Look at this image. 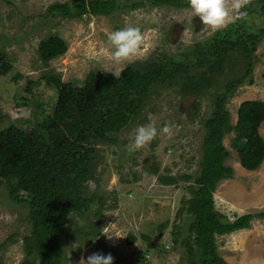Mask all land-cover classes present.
I'll list each match as a JSON object with an SVG mask.
<instances>
[{
  "label": "rangeland",
  "instance_id": "rangeland-1",
  "mask_svg": "<svg viewBox=\"0 0 264 264\" xmlns=\"http://www.w3.org/2000/svg\"><path fill=\"white\" fill-rule=\"evenodd\" d=\"M80 1L86 4L91 0ZM103 1L114 6L108 16L65 18L50 15L47 10L54 4H71L74 0H0V58L4 57L9 65L6 75L0 77V131L10 125L24 132L55 181L59 178L58 166L36 138L38 129L51 119L58 100L54 81L80 89L91 75L118 78L129 67L141 68L161 57L187 63L196 45L208 51L215 35L233 24L238 14L247 19L248 34L257 33L263 25L258 16H246L244 8L235 7L240 4L257 11L256 3L263 0H225L231 20L216 31L203 25L198 16L193 17L191 9L146 5L131 10L127 8L142 0ZM128 26L140 28L144 43L134 62L114 67L107 37ZM49 36L61 39L67 51L44 63L37 48ZM241 56L226 62L225 72L199 98H183L168 86L154 88L155 94L147 101L142 117L129 121L128 130L118 134L117 145L92 147L93 180L83 187V192L86 197L102 199L101 214L95 215L94 202L88 211L80 210L67 218L61 233L62 264H80L81 259L86 261L94 253L110 254L113 264H189L196 235L190 215L179 210L182 202L191 197L188 188L194 183L184 180V176L198 173L204 136L201 121L210 117L219 88L224 90L235 79L230 77V70L241 71ZM253 62L252 84H247V79L226 103L232 125L242 103H264V38ZM110 70L116 71V76ZM195 109L198 118L191 122ZM141 125L155 126L158 135L129 153L127 145ZM165 126L170 128L168 133L161 131ZM258 132L264 141V122ZM232 137L233 134L226 135L222 143L229 153L224 165L233 169L234 177L218 184L213 194L214 208L228 222L244 215H253L254 219L248 230L216 236L217 254L225 264H264V219L258 217L264 213V161L254 172L243 169L231 147ZM168 178L174 183L167 184ZM27 212L25 205L12 202L6 189L0 187V264H21L24 260L22 237L30 233ZM98 219L102 222L100 231L88 240L89 234L97 231ZM51 226L56 223L51 222Z\"/></svg>",
  "mask_w": 264,
  "mask_h": 264
},
{
  "label": "trees",
  "instance_id": "trees-1",
  "mask_svg": "<svg viewBox=\"0 0 264 264\" xmlns=\"http://www.w3.org/2000/svg\"><path fill=\"white\" fill-rule=\"evenodd\" d=\"M146 5L190 9L188 0H142L127 9ZM256 5L257 11L244 5L240 10L244 8L246 16L260 18L263 25L257 33L248 34L245 30L247 19L238 14L233 24L215 35L208 51L196 45L192 60L187 63L161 57L141 68L129 67L118 78L91 75L80 89L72 88V84L52 81L58 100L51 119L38 129L36 138L58 166L56 181L29 145L24 132L10 125L0 131V187L6 189L12 202L27 207L30 221V233L22 237L25 257L21 264H62L61 233L67 218L80 210L88 211L94 202L97 205L95 215L100 216L102 199L86 197L83 192V187L93 180L91 169L95 150L92 147L95 144L117 145L118 134L123 129L128 130L129 121L136 122L142 117L147 101L161 86L176 90L183 98H199L206 94L217 76L225 72V63L241 54V71L230 70V77L235 79L224 90L219 88L214 95L210 117L201 121L204 136L198 173L194 177L184 176V180L191 179L194 184L188 188L191 197L182 202L179 210V213L190 215L192 231L196 235L189 264H225L217 254L216 236L248 230L254 216L244 215L228 222L225 216L215 211L213 194L218 184L234 177L233 169L224 165L229 153L223 146V138L233 134L231 147L246 171H256L264 161V141L258 132L264 122V103H242L234 125L226 110V103L235 90L247 79V84H252L253 55L264 38V0ZM113 9L111 3L103 0H91L86 4L74 0L71 4H54L47 11L50 15L72 18L85 14L108 16ZM66 51V44L55 36L42 40L37 48L40 61L44 63L63 56ZM8 68L5 58H0V77L6 75ZM196 111L190 115L191 122L198 118ZM172 180L168 178L165 182L173 184ZM258 217L264 219V213ZM53 221L55 227L51 226ZM97 225V231L90 233L88 240L93 239L94 233L98 235L102 226L99 219ZM132 241L129 240V245L133 244Z\"/></svg>",
  "mask_w": 264,
  "mask_h": 264
},
{
  "label": "clouds",
  "instance_id": "clouds-1",
  "mask_svg": "<svg viewBox=\"0 0 264 264\" xmlns=\"http://www.w3.org/2000/svg\"><path fill=\"white\" fill-rule=\"evenodd\" d=\"M188 6L193 13V17L198 16L203 25L216 31L225 27L231 20L225 0H188ZM235 7H241L236 4ZM108 42L112 48L111 59L113 66L122 64H131L139 55L140 49L144 43V37L139 27L128 26L117 29L109 33ZM123 69H120V72ZM116 76V71L110 70ZM161 131L168 133L170 128L165 126ZM158 135L157 129L153 125H141L135 129V135L132 141L127 145V151L134 153L151 143ZM92 182L89 181L88 184ZM109 237V236H108ZM111 238V237H109ZM80 264H113V257L94 253L87 257V260L81 259Z\"/></svg>",
  "mask_w": 264,
  "mask_h": 264
},
{
  "label": "flooded vegetation",
  "instance_id": "flooded-vegetation-1",
  "mask_svg": "<svg viewBox=\"0 0 264 264\" xmlns=\"http://www.w3.org/2000/svg\"><path fill=\"white\" fill-rule=\"evenodd\" d=\"M186 99H192V98H186Z\"/></svg>",
  "mask_w": 264,
  "mask_h": 264
},
{
  "label": "bare ground",
  "instance_id": "bare-ground-1",
  "mask_svg": "<svg viewBox=\"0 0 264 264\" xmlns=\"http://www.w3.org/2000/svg\"><path fill=\"white\" fill-rule=\"evenodd\" d=\"M235 234V233H234Z\"/></svg>",
  "mask_w": 264,
  "mask_h": 264
}]
</instances>
